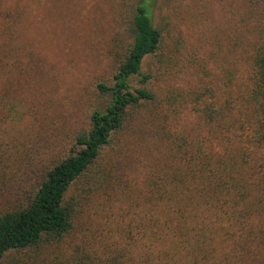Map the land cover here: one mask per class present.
<instances>
[{
  "label": "trees",
  "instance_id": "obj_1",
  "mask_svg": "<svg viewBox=\"0 0 264 264\" xmlns=\"http://www.w3.org/2000/svg\"><path fill=\"white\" fill-rule=\"evenodd\" d=\"M240 1L222 26L221 73L186 93L180 76L169 85L142 72L148 58L159 56L156 71L167 59L147 0L131 15L118 6L96 84L107 102L0 212V264H264V10ZM15 53L1 41L0 76L22 68ZM186 62L205 70L204 59ZM12 88L0 77V110L13 111ZM138 119L155 127L139 186L110 153L127 152L110 148Z\"/></svg>",
  "mask_w": 264,
  "mask_h": 264
},
{
  "label": "rangeland",
  "instance_id": "obj_2",
  "mask_svg": "<svg viewBox=\"0 0 264 264\" xmlns=\"http://www.w3.org/2000/svg\"><path fill=\"white\" fill-rule=\"evenodd\" d=\"M143 1L146 0H0V43L10 44L23 61L21 69L0 76L3 81L10 78L13 88L7 99L14 106L13 111L0 110V212L15 203L22 183L39 179L43 168L71 148L75 136L87 133L92 111L102 109L107 102V96L98 93L96 84L105 77L118 6L122 5L131 15ZM147 2L154 27L163 29L166 36L167 59L165 68L156 71L159 56L148 58L142 72L154 75L162 71L169 85L173 76H180L176 88L184 93L209 85L206 81L214 73H221L217 59H221L224 44L222 26H226L237 3L242 2ZM252 4L264 10V0H254ZM189 56L204 59L205 70L200 62L187 67ZM130 85L143 86L139 77L131 78ZM143 120L131 125L129 131L135 130L133 139L129 131L124 135L125 132L119 137L121 143L110 148L118 150L125 145L127 152L120 154L118 150L117 157L110 153L115 160H128L123 164L121 178H137L138 186L149 153L148 133L155 128L144 131ZM148 125L145 122V127ZM132 160L140 163L137 170Z\"/></svg>",
  "mask_w": 264,
  "mask_h": 264
}]
</instances>
